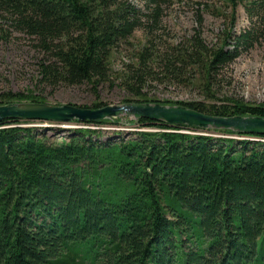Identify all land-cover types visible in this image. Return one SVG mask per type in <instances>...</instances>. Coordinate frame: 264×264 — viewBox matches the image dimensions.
I'll use <instances>...</instances> for the list:
<instances>
[{"label":"trees","instance_id":"16d2710c","mask_svg":"<svg viewBox=\"0 0 264 264\" xmlns=\"http://www.w3.org/2000/svg\"><path fill=\"white\" fill-rule=\"evenodd\" d=\"M166 1L144 0L145 13L130 0H0V17H11L48 55L40 83L92 87L95 101L80 107L108 106L98 90L109 85L128 94L125 103L264 117V102L216 100L218 77L262 38V2L221 0L232 11L230 29L240 5L251 26L209 45L200 31L178 43L154 35ZM140 31L146 43L117 74L114 54ZM154 82L221 103L150 97L145 89ZM22 102L48 103L31 89L0 93V105ZM26 123H0V264H264L262 142L236 144L145 118L127 137L119 130L108 139L101 127L122 119L60 136Z\"/></svg>","mask_w":264,"mask_h":264},{"label":"rangeland","instance_id":"374dc122","mask_svg":"<svg viewBox=\"0 0 264 264\" xmlns=\"http://www.w3.org/2000/svg\"><path fill=\"white\" fill-rule=\"evenodd\" d=\"M136 6L149 13L144 0H130ZM262 2L264 9V0ZM224 3V2H223ZM221 0H167L162 8L160 27L154 31V35L167 42H181L189 39L195 32L200 31L203 38L209 44L218 42L226 31L239 34L251 26L248 13L243 5L238 7L233 28H231V8H227ZM214 9L217 11L214 13ZM264 11V10H263ZM147 20V18H145ZM264 20V14H263ZM202 21V24L200 22ZM151 21L150 25H152ZM149 25V24H147ZM148 29V27L146 26ZM262 38L254 48L249 49L226 68L218 77L220 85L216 100L225 98L240 99L251 104L264 102V22L260 24ZM132 46L119 49L113 56L112 69L120 73L125 63L131 61L132 50L140 48L146 43L144 32L140 31L131 41ZM49 59L48 55L37 48L35 42L28 35L17 31L11 17H0V93L2 92H27L28 89L40 93L52 105H77L91 106L96 97L92 87L82 86L48 87L40 83L39 66ZM150 97L160 100L172 101H205L207 103H221V101L208 100L197 89L180 87L173 84L152 83L145 89ZM100 100L108 105H122L128 94L119 88L102 86L98 90ZM127 118V117H125ZM115 120V119H114ZM133 120V119H132ZM122 122L125 123V120ZM58 124L45 122H29L23 124L27 127H35L48 136H60L69 129ZM92 127V126H91ZM94 127V126H93ZM138 125L113 124L101 127L104 129L103 137L108 139L116 137V131H123L127 137L131 131L137 130ZM96 128V126L94 127ZM143 130L157 131L158 128L144 126ZM190 134L208 135L215 138L241 141L259 142L254 136L224 135L210 131L182 130ZM264 144V141L261 140Z\"/></svg>","mask_w":264,"mask_h":264},{"label":"water","instance_id":"95a60500","mask_svg":"<svg viewBox=\"0 0 264 264\" xmlns=\"http://www.w3.org/2000/svg\"><path fill=\"white\" fill-rule=\"evenodd\" d=\"M143 118L155 122L162 121L170 126H188L200 130H231L243 133L245 136H264V117L213 116L182 105L124 103L98 109L71 104L52 105L36 102L0 105V123L13 119L58 124L57 126L67 128L75 123L87 125L86 122L122 119V121L125 120L124 125L134 126L139 119Z\"/></svg>","mask_w":264,"mask_h":264},{"label":"built area","instance_id":"2783aa9c","mask_svg":"<svg viewBox=\"0 0 264 264\" xmlns=\"http://www.w3.org/2000/svg\"><path fill=\"white\" fill-rule=\"evenodd\" d=\"M94 127H93V125H83V124L75 123V124H73L71 126H68L67 128L69 129V131L77 130V129H83V128H86V129H98V127H96V128H94ZM181 132H183V131H181ZM183 133H188V132H183ZM253 138L259 139L258 141H261V140L264 141V138H258V137H253Z\"/></svg>","mask_w":264,"mask_h":264}]
</instances>
